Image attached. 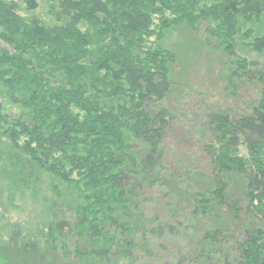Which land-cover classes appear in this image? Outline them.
Here are the masks:
<instances>
[{
	"label": "trees",
	"instance_id": "trees-1",
	"mask_svg": "<svg viewBox=\"0 0 264 264\" xmlns=\"http://www.w3.org/2000/svg\"><path fill=\"white\" fill-rule=\"evenodd\" d=\"M177 25L259 91L239 117L209 110L185 148L165 104L177 54L150 41ZM0 40V160L66 190L59 264H264V0H0Z\"/></svg>",
	"mask_w": 264,
	"mask_h": 264
},
{
	"label": "rangeland",
	"instance_id": "rangeland-1",
	"mask_svg": "<svg viewBox=\"0 0 264 264\" xmlns=\"http://www.w3.org/2000/svg\"><path fill=\"white\" fill-rule=\"evenodd\" d=\"M158 21L156 17V26ZM163 30H166L163 37H153L150 41L153 47L174 50L178 58L174 77L176 87L165 102L174 116L169 137L184 148L185 145L194 147L197 141H201L199 132L209 110L230 112L234 117H239L250 112V105L257 100L259 91L251 81H242L233 87V83L229 82L226 56L221 50L205 44L203 33H196L185 25ZM0 46L8 48L1 40ZM8 107L13 116L16 109L10 105ZM189 128L194 132L190 139L186 137ZM5 143H9L6 138L3 139L2 147L4 155L9 156L10 147ZM240 152L248 156L245 141L241 143ZM1 161L0 264H59L52 248L54 243L50 242L48 235L52 227L63 237L72 235L76 211L72 204L64 205L62 202L67 197L66 190L53 187L51 176L37 167H25L19 181L12 176L15 173L14 164L8 160ZM57 201H61L59 209V206H53ZM178 216L176 224L184 219L179 213ZM184 239V246H179L176 240L177 248L171 243L167 246L174 249L175 253L183 249L182 252L187 254L189 247ZM74 241L76 238L70 240L69 245ZM64 254L67 264H82L73 261V257L69 259L67 255L70 253ZM87 260V263L93 260V264H105L98 258ZM126 263L120 259L119 264Z\"/></svg>",
	"mask_w": 264,
	"mask_h": 264
}]
</instances>
